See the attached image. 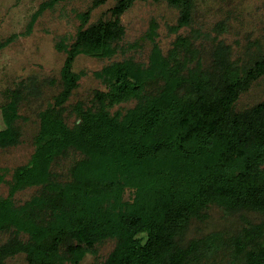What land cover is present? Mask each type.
Wrapping results in <instances>:
<instances>
[{
    "label": "trees",
    "instance_id": "1",
    "mask_svg": "<svg viewBox=\"0 0 264 264\" xmlns=\"http://www.w3.org/2000/svg\"><path fill=\"white\" fill-rule=\"evenodd\" d=\"M105 1L94 0L90 10ZM136 1L178 9L177 30L191 24L189 0H118L109 19L60 45L62 89L40 113L34 152L9 181L0 174V185L8 187L0 195V259L23 254L26 264H79L110 240L113 249L98 264H264V223L245 216L264 213V99L236 107L264 77L258 41L247 44L236 76L221 69L231 48L218 41L207 67L200 58L173 63L177 48L187 45L183 39L167 55L154 46L145 66L124 61L95 72L105 90H96L89 105L76 102L65 117L80 79L75 59L113 57L125 32L119 17ZM147 87L153 95L144 94ZM133 99V108L114 109ZM22 100L18 86L6 104L11 114L0 151L18 143ZM71 116L79 122L67 123ZM66 149L80 159L64 180L53 163ZM32 187L29 199L13 201ZM213 210L225 225L220 230L207 227Z\"/></svg>",
    "mask_w": 264,
    "mask_h": 264
},
{
    "label": "rangeland",
    "instance_id": "2",
    "mask_svg": "<svg viewBox=\"0 0 264 264\" xmlns=\"http://www.w3.org/2000/svg\"><path fill=\"white\" fill-rule=\"evenodd\" d=\"M50 1L53 0H0V131L5 128L4 118L11 114L6 109L11 91L19 86L23 94L15 123L19 130L18 143L0 151V174H4L6 181L10 180L14 168L24 166L30 160L35 149L34 140L39 133L40 113L53 103L62 89L60 72L66 55L60 45L72 43L80 29L109 19L110 10L118 2L107 0L90 10L94 0H57L49 6ZM188 4L192 11L191 24L177 30L178 9L168 7L164 1L133 3L119 17L125 32L115 44L113 57L81 55L75 59L72 70L80 79L65 104V117L76 102L89 105L96 90H105L104 84L94 76L95 72L124 61L134 66H145L154 46L167 55L175 42L183 39L187 45L177 48L173 63L184 59L193 62L200 58L207 67L218 41L231 48L230 61L220 67L232 76L239 74L249 42L256 40L264 46V0H189ZM87 11H90L87 17H79ZM149 29L153 31L152 35H148ZM253 51L255 48L250 50ZM153 89L147 87L144 94L153 95ZM263 99L264 77L253 82L240 95L236 107L240 110ZM136 103L133 99L114 109L133 108ZM73 120L79 122L74 116L66 119L67 123ZM79 159L78 151L66 149L64 156L53 163V171L65 180L71 165ZM35 189L32 187L17 192L13 201L21 204L30 198ZM0 195H8V187L4 184L0 185ZM130 195L129 191L125 192L124 199H130ZM211 215L213 219L207 224L209 229L220 230L225 226L216 210ZM245 216L254 224L264 223V213ZM239 225L244 223L240 220ZM0 243L3 244L2 236ZM113 246L110 240L104 242L79 264L102 262ZM0 263L26 264V261L23 254H15L13 257H2Z\"/></svg>",
    "mask_w": 264,
    "mask_h": 264
}]
</instances>
